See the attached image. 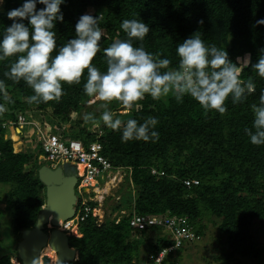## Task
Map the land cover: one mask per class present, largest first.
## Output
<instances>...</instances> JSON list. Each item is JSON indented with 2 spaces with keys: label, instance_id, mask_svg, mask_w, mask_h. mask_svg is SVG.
Returning a JSON list of instances; mask_svg holds the SVG:
<instances>
[{
  "label": "trees",
  "instance_id": "trees-1",
  "mask_svg": "<svg viewBox=\"0 0 264 264\" xmlns=\"http://www.w3.org/2000/svg\"><path fill=\"white\" fill-rule=\"evenodd\" d=\"M22 2L4 0L0 32L11 24L6 12ZM61 12L64 20L57 22L54 29L58 45L75 37V24L81 15L103 17L101 51L93 59L101 71L106 68L102 49L114 39L126 38L120 23L136 18L150 29L142 42L145 50L170 59V67L178 64L177 44L199 32L206 45L225 49L234 63L237 57L248 54V66L238 64L240 79L254 83V91L242 103L226 100L224 113L205 111L189 97L177 102L171 94L165 100H153L146 95L119 116L123 122L136 119L138 123L149 117L157 118L154 130L158 138L121 142V132L104 125L96 133L84 127L68 130L79 123L73 117L91 98L83 91L86 70L80 83L62 84L59 101L36 105L28 103L27 98L33 93L23 81L12 83L3 77L9 61L0 62V79H5L0 91L3 105L0 121L13 122L20 113L50 108L54 116L68 124L61 132L64 139H79L85 146L98 140L101 155L113 168L122 167L126 171L123 182H127L130 190L126 198L129 207L125 206L128 213L120 215L118 211L100 224L91 215L75 223L66 232L69 246L77 253L71 264H137L143 260L142 253L146 257L173 243L169 233L159 225L131 227L128 217L133 212L185 217L198 238L205 235L204 220L214 217L220 220L217 239H222L221 244L229 248L220 249L218 264H241L243 259L260 263L264 230L258 234L253 225L264 223V145H252L244 129L251 128L252 105L258 104L260 91L264 89V78L252 69L264 50V25L255 23L264 18V0H66ZM5 94L8 100L4 99ZM11 132L0 127V184L9 185L4 197L9 223L12 233L21 235L23 230L34 226L45 203L44 185L38 178L43 163L37 162L29 151L21 150L18 136L13 133L11 139ZM152 168L158 172L151 173ZM192 178L198 183L186 186L183 181ZM120 208L114 204L111 211ZM133 232L136 237L131 236ZM189 243L182 241L177 251L184 250ZM175 261L168 258L164 264ZM0 264H12L9 255L0 254Z\"/></svg>",
  "mask_w": 264,
  "mask_h": 264
},
{
  "label": "clouds",
  "instance_id": "clouds-1",
  "mask_svg": "<svg viewBox=\"0 0 264 264\" xmlns=\"http://www.w3.org/2000/svg\"><path fill=\"white\" fill-rule=\"evenodd\" d=\"M3 3L4 0H0V10ZM65 3L66 0H23L20 6L6 12L11 24L0 32V62L9 63L2 75L12 83L23 81L32 90L33 94L27 98L29 104L59 101L63 95L62 84L80 83L86 70L83 91L86 96L102 102L99 120L103 125L120 131L121 142H148L158 138L154 130L158 119L149 117L142 123L136 119L122 122L109 108L113 101L131 109L146 95L159 100L171 94L177 102L189 97L205 111L224 113L226 100L242 103L254 91L251 80L240 79L238 64L247 67L248 54L243 59L237 57L234 63L225 49L206 45L201 34L196 32L177 44L178 64L173 68L170 59L159 58L145 50L142 42L150 29L136 18L120 23L126 38L114 39L102 49L106 68L101 71L93 64V59L101 51L100 21L103 17L81 15L75 24V37L58 45L54 29L57 22L64 20L61 5ZM38 4L43 7L37 8ZM255 23L264 25V18ZM137 42L141 43L137 46ZM252 69L264 78V50ZM5 79H0V91ZM4 99L9 97L5 94ZM252 113V126L244 131L252 145L262 146L264 89L260 91L258 104L252 105Z\"/></svg>",
  "mask_w": 264,
  "mask_h": 264
},
{
  "label": "rangeland",
  "instance_id": "rangeland-1",
  "mask_svg": "<svg viewBox=\"0 0 264 264\" xmlns=\"http://www.w3.org/2000/svg\"><path fill=\"white\" fill-rule=\"evenodd\" d=\"M241 58L243 59L244 57ZM166 98L167 96L161 97L162 100H165ZM100 103L102 102L90 98L87 103L81 106V109L77 113V115H74L73 117L74 119H76V121H79V123H76L78 125L74 124L73 128H69L68 130L77 131L79 128L84 127L86 130L92 133H96L99 130L101 131L103 123L99 120V116L102 111V109H100ZM109 108L114 113V116L116 118H120L119 115L126 113L128 110V108H125L121 103H116L114 101L109 105ZM25 114L27 115L28 121L31 122L32 125L30 124L24 127V131L27 133L30 131L29 133L32 137V144L35 143L36 138V129L34 128L33 123H35V125H37L43 131L44 134L46 133V130H50L51 132H56L62 136L61 132L63 131V129L68 128V124H66L64 121H61L58 117L54 116L50 108L44 110L27 111V113ZM86 117H88V119H86ZM14 134L16 135V132H14ZM24 136L25 137L23 138V143L25 141L26 144L31 145V142L28 140V138H26L27 134H24ZM68 137H70V135H68ZM68 139L70 138H67L66 140ZM30 153L36 156V161L38 162L41 155H39V153H41L40 146L37 147V150H32V152ZM113 176H116V178L111 176L112 178L109 177L107 180H105L106 172H103L97 177L100 185L98 189H96L95 195L92 196V199L96 200L97 202L96 213L98 216L97 219L100 223H102L103 220L107 217L113 218L118 213V211L120 215L128 213V209H126L129 207L127 206L128 202L126 199L129 197L128 192H130L127 187L128 184L127 182L125 183V181H122L123 173L121 175L119 173L114 174ZM8 189V184H0V254L9 255L12 264H22V261L19 259L17 254V244L21 239V235H14V233H12L11 226L9 223V211L7 209V203L4 199L5 193ZM42 193L45 194V186L44 189H42ZM78 198L79 197L75 194V201ZM85 198H88V196H85ZM114 204L121 206L120 210L111 211V207ZM120 215H118L117 217H119ZM219 221L220 220L214 217H207L204 220V223L206 225V230L204 233L205 235L199 236L196 241L189 243L188 246L184 247V250H176L173 252L172 255L168 254L166 259L174 258L178 262V264H218V259L216 258L217 256L219 257L221 255L220 249L223 248V251L229 250L225 243H222L224 247H220L222 245V239H217V237L219 236L217 227ZM255 229L258 234H261L260 232L264 230V223L259 224L258 222H256L253 225V230L255 231ZM46 230H51V227L49 225H46ZM131 236L136 237L137 234L133 232ZM261 236L262 238L260 240V251L262 260L260 261V263L243 259L241 264H264V232L263 234H261ZM47 247H49V245H46L41 250V264L52 263L50 257H41V255L43 256L49 254V249ZM143 249L146 248L144 247ZM142 255L144 258V253H142ZM75 259L76 256L66 258L62 261V264H71V262Z\"/></svg>",
  "mask_w": 264,
  "mask_h": 264
},
{
  "label": "built area",
  "instance_id": "built-area-1",
  "mask_svg": "<svg viewBox=\"0 0 264 264\" xmlns=\"http://www.w3.org/2000/svg\"><path fill=\"white\" fill-rule=\"evenodd\" d=\"M32 125L28 121L27 115L18 114L17 119L13 122L0 121V127L3 129L12 130V134H28L24 131V127ZM36 138L34 146L37 148L40 146L41 155L38 160L39 163L50 168L63 167L66 164H73L76 172V184L74 187L75 194L79 197L72 209L71 215L63 220L56 226L49 223L48 225L53 228L56 227L62 231L68 232L70 228L78 222L83 221L89 215L98 221L96 213L97 202L92 199L95 195L96 189L99 187V181L97 177L106 172V179L114 177V174H122V181L125 178L126 171L122 167L113 168L110 162L101 155V144L98 140L92 141L86 146L79 139L71 138L64 139L61 135L56 132L46 130L43 131L35 124ZM158 171L154 168L151 169V173H157ZM162 174V172H160ZM111 177V178H112ZM110 178V179H111ZM184 184L186 186L195 185L198 181L194 178L185 179ZM88 196V198H85ZM120 217V216H119ZM119 217L115 218V222L119 221ZM128 223L131 227L136 229H143L148 225H159L163 227V230L167 231L173 243L167 247H163L156 253H149L137 264H164V260L168 254L173 253L180 248L182 241L187 240L188 242L195 241L198 237L195 236L192 226L187 223L185 217L177 216H161V215H142L133 212L128 217ZM53 226V227H52ZM173 264H177L175 261Z\"/></svg>",
  "mask_w": 264,
  "mask_h": 264
},
{
  "label": "water",
  "instance_id": "water-1",
  "mask_svg": "<svg viewBox=\"0 0 264 264\" xmlns=\"http://www.w3.org/2000/svg\"><path fill=\"white\" fill-rule=\"evenodd\" d=\"M38 178L45 186V204L42 206L33 227L21 232L17 244V254L22 264H39L42 248L49 244L57 250L59 257L76 256V250L69 246L65 231L56 227L47 231L48 223L56 226V219H65L71 215L75 203L76 173L74 165L50 168L42 165ZM62 264V261H58Z\"/></svg>",
  "mask_w": 264,
  "mask_h": 264
},
{
  "label": "bare ground",
  "instance_id": "bare-ground-1",
  "mask_svg": "<svg viewBox=\"0 0 264 264\" xmlns=\"http://www.w3.org/2000/svg\"><path fill=\"white\" fill-rule=\"evenodd\" d=\"M61 220H62L61 217H59L58 219H56V224H59L61 222ZM46 245H49V244H46ZM47 248L49 249V254L48 255H43L44 257L41 255V257L42 258H47L46 256L50 257L52 263H49V264H58V261H63L66 258H68L66 255H64L62 258L59 257L57 250L54 249L51 245H49V247H47ZM40 253H41V251H40ZM14 263H15V260H14ZM39 264H41L40 254H39Z\"/></svg>",
  "mask_w": 264,
  "mask_h": 264
},
{
  "label": "crops",
  "instance_id": "crops-1",
  "mask_svg": "<svg viewBox=\"0 0 264 264\" xmlns=\"http://www.w3.org/2000/svg\"><path fill=\"white\" fill-rule=\"evenodd\" d=\"M33 124H35V123H33ZM29 132H30V131H29ZM29 132H28L26 138H28V140L31 142V143H30L31 145L26 144L25 141H24V143H23V138L25 137L24 135L17 134V136H18V139H19V141H20V143H21V150H23V149L26 150V149H27L28 151L32 152V150H37V148L34 146V144H32V137H31V135H30ZM24 144H25V145H24Z\"/></svg>",
  "mask_w": 264,
  "mask_h": 264
}]
</instances>
